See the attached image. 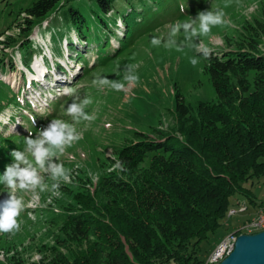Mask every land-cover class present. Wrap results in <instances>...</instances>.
Here are the masks:
<instances>
[{
	"label": "rangeland",
	"instance_id": "obj_1",
	"mask_svg": "<svg viewBox=\"0 0 264 264\" xmlns=\"http://www.w3.org/2000/svg\"><path fill=\"white\" fill-rule=\"evenodd\" d=\"M77 1L91 28L87 41L53 16L55 29L43 22L30 35L27 65L16 21L35 0H0V264L40 262L62 235L80 185L93 191L114 171L124 143L174 129L177 86L188 104L217 102L204 53L229 47L227 37L264 7V0H132L127 26ZM244 187L257 205L235 197L231 208L248 209L202 244L204 264H214L210 255L221 242L241 235L264 208V177Z\"/></svg>",
	"mask_w": 264,
	"mask_h": 264
},
{
	"label": "trees",
	"instance_id": "obj_2",
	"mask_svg": "<svg viewBox=\"0 0 264 264\" xmlns=\"http://www.w3.org/2000/svg\"><path fill=\"white\" fill-rule=\"evenodd\" d=\"M73 1L35 0L20 13L27 65L30 35L43 22L55 29L53 16L87 41L88 19ZM88 1L106 18L112 12L127 22L135 11L132 0ZM227 44L204 53L218 101L188 104L177 86L174 129L121 145L115 170L93 191L80 185L57 244L31 264H204L202 244L222 228L235 197L257 205L244 185L264 177V7Z\"/></svg>",
	"mask_w": 264,
	"mask_h": 264
},
{
	"label": "water",
	"instance_id": "obj_3",
	"mask_svg": "<svg viewBox=\"0 0 264 264\" xmlns=\"http://www.w3.org/2000/svg\"><path fill=\"white\" fill-rule=\"evenodd\" d=\"M218 264H264V231L240 235L233 252Z\"/></svg>",
	"mask_w": 264,
	"mask_h": 264
},
{
	"label": "built area",
	"instance_id": "obj_4",
	"mask_svg": "<svg viewBox=\"0 0 264 264\" xmlns=\"http://www.w3.org/2000/svg\"><path fill=\"white\" fill-rule=\"evenodd\" d=\"M246 208H247V206L240 205V207L237 210L246 209ZM251 226H260V227H262V231H264V208H262L260 210V212L257 214L256 217L248 220V222H245L241 226V231L240 232H242V234H244V228L245 227H251ZM239 236L240 235H238V237ZM238 237L227 238V239H238ZM225 244H226V240H223L221 242V244L217 247V249L210 255V256H213L214 264L220 263L221 257L224 256L227 252H233L234 248L232 249V251H225Z\"/></svg>",
	"mask_w": 264,
	"mask_h": 264
},
{
	"label": "bare ground",
	"instance_id": "obj_5",
	"mask_svg": "<svg viewBox=\"0 0 264 264\" xmlns=\"http://www.w3.org/2000/svg\"><path fill=\"white\" fill-rule=\"evenodd\" d=\"M36 69V73L38 72V70H40L41 68L38 66V67H35ZM41 73H38L36 76L37 77H40L43 73V69L40 70ZM16 81V80H15ZM237 202V201H236ZM240 202V201H239ZM236 207V206H235ZM248 207L246 209H241V210H237V209H233L231 208L229 210V218H232L234 216H237L238 214L240 213H243L245 211H247ZM245 229H247L250 233H253L255 230H258V231H262V227L260 226H251V227H245ZM257 233L254 232V234ZM259 233V232H258ZM236 236L234 234L230 235V237L228 238H235ZM236 242H237V239H226V244H225V251H232L233 248H235V245H236ZM232 252H227L224 256L221 257L220 259V262H222L227 256H229ZM211 262L213 261V256H211ZM214 262V261H213Z\"/></svg>",
	"mask_w": 264,
	"mask_h": 264
}]
</instances>
